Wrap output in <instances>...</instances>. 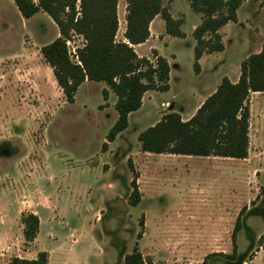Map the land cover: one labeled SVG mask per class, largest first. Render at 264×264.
Returning <instances> with one entry per match:
<instances>
[{"label":"rangeland","instance_id":"1","mask_svg":"<svg viewBox=\"0 0 264 264\" xmlns=\"http://www.w3.org/2000/svg\"><path fill=\"white\" fill-rule=\"evenodd\" d=\"M8 2L11 9L0 27V264L36 259L40 252L46 253L45 264H124L133 251L143 264H203L211 254L232 252L231 233L243 207L237 254L243 264H264V93L248 100L244 160L144 153L137 139L174 109L185 110L186 119L198 104L180 92L191 84L207 91L209 72L219 68L232 82L239 77L242 60L264 44V2L244 3L239 16L246 29L229 27L222 34L224 62L205 61L206 77L198 81L192 32L200 15L185 0H164L173 19L182 21L184 40L167 36L160 18L152 27L155 41L137 52L154 63L152 50L158 48L171 63L170 88L156 95L153 116L144 100L106 155L101 146L116 110L99 111L104 99L93 85L81 87L75 103H67L39 49L56 37L57 26L39 14L26 32ZM117 2L116 40L123 41L127 0ZM237 42L253 47L237 49ZM81 44L75 37L67 45L74 52ZM132 181L136 206L131 205ZM30 213L40 219L37 237L28 243L20 217ZM225 263L209 258V264Z\"/></svg>","mask_w":264,"mask_h":264},{"label":"trees","instance_id":"2","mask_svg":"<svg viewBox=\"0 0 264 264\" xmlns=\"http://www.w3.org/2000/svg\"><path fill=\"white\" fill-rule=\"evenodd\" d=\"M24 19H30L42 11L49 16L58 29V37L40 48L44 62L52 70L54 80L61 89L65 101L73 103L82 83L104 82L116 96L114 109L117 119L101 146L105 152L108 144L128 127V117L142 106L146 92H166L169 89L170 66L166 58L152 50L154 63L147 57H139L134 45L143 44L150 36L149 25L156 16L164 21L165 33L184 39L182 21L174 20L164 0H127L125 32L123 41L116 40L118 20L117 0H12ZM190 9L200 15L201 21L193 32V70H200L203 55L222 52L224 45L219 31L228 23L237 22V10L246 0H185ZM264 2V0H261ZM75 37L82 44L75 54L68 43ZM264 93V44L256 54L249 55L240 64L238 80L232 83L222 78L216 90L209 95L194 115L182 121L177 113L163 115L158 122L140 132L137 139L144 153L218 157L244 160L249 146V97ZM104 100L108 92L101 91ZM132 206L138 203L137 187L132 181ZM243 207L236 217L232 233L230 254H211L209 258H223L225 264H243L237 254L236 235L241 229ZM23 238L33 242L39 231L37 215L22 214ZM141 222V221H140ZM264 248V235L260 237ZM46 253L40 252L36 259L11 260V264H45ZM124 264H143L141 255L133 251L124 257Z\"/></svg>","mask_w":264,"mask_h":264},{"label":"crops","instance_id":"3","mask_svg":"<svg viewBox=\"0 0 264 264\" xmlns=\"http://www.w3.org/2000/svg\"><path fill=\"white\" fill-rule=\"evenodd\" d=\"M8 1H10V0H0V27H1V25L4 23V21H6L7 20V12H8V9L10 8L11 9V6H10V2H8ZM12 1V0H11ZM31 1H33L34 3H37L39 0H31ZM246 1H248V0H246ZM246 1H244L243 3H242V5L239 7V9L237 10V22L236 23H228L227 25H225L224 27H222L221 29H220V31H219V34H220V36H221V38H222V43H223V45H224V50L222 51V52H218V53H213V54H210V55H203L202 57H201V59L199 60V66H200V70H199V72L198 73H195V77H196V79L198 80V81H201L202 79H203V77H206L205 76V70H204V63H205V61H215V62H217V64H222L223 62H224V56L226 55V53H227V45H226V37L225 36H223L222 34L229 28V27H232V30H234V29H236V30H240V29H246L245 28V26L244 25H242V22H241V19H240V16H239V13H240V11H241V8L244 6V3L246 2ZM12 3H13V1H12ZM14 4V3H13ZM15 6V5H14ZM15 8H16V6H15ZM17 9V8H16ZM18 11V10H17ZM169 12H170V15H171V17L172 18H174V16L172 15V13H171V11H170V9H169ZM19 13V12H18ZM39 14H45L44 12H42V11H39V12H37L34 16H32L30 19H24V18H22V16L20 15V13H19V15H20V17H21V21H24V23H25V27H26V32H28V23H29V21L31 20V19H33V17H35L36 15H39ZM46 15V14H45ZM116 15H117V20H118V2H117V5H116ZM159 19H160V16H156L153 20H152V22L150 23V25H149V33H150V36H149V38L147 39V41L145 42V43H143V44H139V45H134L133 46V49H134V51L136 52V54L138 55V52H137V50L138 49H140V48H142V47H144L146 44H148L149 43V41L150 40H152V41H155L154 40V36L156 37L157 36V34L158 33H156V34H153V30H152V27L154 26V24L157 22V21H159ZM200 21H201V18H200ZM159 23H161V22H159ZM199 24H200V22H199ZM198 24V25H199ZM183 26V25H182ZM196 26H194V28H195ZM27 36L29 35L28 33L26 34ZM58 33H57V35H56V37L54 38V39H50L51 41L50 42H52L53 40H55L57 37H58ZM167 36H169V35H167ZM169 37H171V36H169ZM29 38H35V35L33 34H31L30 36H29ZM171 38H174V37H171ZM175 39V38H174ZM176 39H178V38H176ZM180 40H184V39H180ZM49 41L48 42H46L44 45H47V44H49L50 43ZM195 42V41H194ZM154 43V42H153ZM44 45H39V49L42 47V46H44ZM194 45H195V43L193 44V46H192V49H193V47H194ZM235 45H237L236 47H237V49H240V48H245V49H251L253 46H251L250 45V42H245V43H240V42H237ZM154 47V46H153ZM261 47H262V45H261ZM261 47H260V49L256 52V53H258L260 50H261ZM153 49H157L158 50V48H156V46L153 48ZM256 53H254V54H256ZM160 55V54H159ZM251 55V54H250ZM139 57H141L140 55H138ZM249 56V55H248ZM247 56V57H248ZM246 57V58H247ZM224 59V60H223ZM168 61V60H167ZM243 61V60H242ZM168 63H169V66H170V72H169V81H170V78H171V63L168 61ZM241 64V63H240ZM240 68V67H239ZM208 75H210L209 76V80H211V85H210V88L209 89H207V91H202L201 89L202 88H196L195 86H193L192 84L188 87V89L185 91V92H180V96H183V95H187L189 98H192L193 100H194V104L193 105H197L198 104V106H196V108L188 115V117L186 118V119H184L183 118V112L185 113V110H181V109H174L173 111H171V112H168V113H177V114H179L180 115V117H181V119H182V121H186V120H188V119H190L193 115H194V113L196 112V110L199 108V106L203 103V101L209 96V95H211L215 90H216V88H217V86L219 85V83L221 82V80H222V78H224V77H227L229 80H230V77H229V75L228 74H226V72L225 71H220L219 70V68L218 69H214V71H211V72H209V74ZM238 80V78L234 81V82H232V83H235L236 81ZM86 85H93V86H95L96 88H97V92H101L103 89H105V90H107V92H108V97H107V100H103L104 102L103 103H100V104H98L97 106H98V108H99V111L100 112H105V111H107L108 109H110V107L111 108H114V104H115V102H116V100H115V98H114V94L108 89V87L106 86V84L104 83V82H99V83H96V82H90V81H85L84 83H82L81 85H80V87L78 88V90H77V92H76V94L78 93V91L80 90V88L81 87H83V86H86ZM169 88H170V85H169ZM169 90V89H168ZM159 92H154V91H149V92H146L145 94H144V96H143V99H142V106H141V108L140 109H138L137 111H135V112H138V111H141L142 110V108L144 107V105H145V103H144V100L146 99L147 100V105H146V107H147V109H148V112L150 113V115L152 114V116L154 115V109L156 108V107H158L157 106V103H156V95L158 94ZM75 94V95H76ZM151 99H150V98ZM75 101H76V97H75V99H74V103H75ZM192 105V106H193ZM147 109H146V111H147ZM189 111V110H188ZM135 112H133V113H135ZM133 113H131L130 115H129V117H128V126H129V119L132 117V115H133ZM116 119H117V117H116ZM116 119H115V121H116ZM160 119H158L156 122H158ZM156 122H154L152 125H154ZM151 125V126H152ZM104 154L106 155V154H108V152L106 151V152H104ZM173 156H175V155H171V157H173ZM208 159H220V158H208ZM40 219V218H39Z\"/></svg>","mask_w":264,"mask_h":264},{"label":"built area","instance_id":"4","mask_svg":"<svg viewBox=\"0 0 264 264\" xmlns=\"http://www.w3.org/2000/svg\"><path fill=\"white\" fill-rule=\"evenodd\" d=\"M75 51V50H74ZM72 54H75V52H72Z\"/></svg>","mask_w":264,"mask_h":264}]
</instances>
